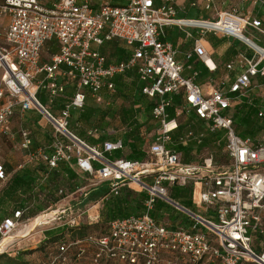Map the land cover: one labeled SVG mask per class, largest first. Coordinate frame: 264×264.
<instances>
[{
    "label": "built area",
    "instance_id": "1",
    "mask_svg": "<svg viewBox=\"0 0 264 264\" xmlns=\"http://www.w3.org/2000/svg\"><path fill=\"white\" fill-rule=\"evenodd\" d=\"M252 2L264 6V0ZM201 4L204 11L214 9V0H201ZM0 9L9 17L1 35L4 46H0V144L13 141L15 115L22 119L33 113L51 128L49 141L38 147L33 146L26 128L19 130L18 149L24 156L19 169L41 167V180L45 181L64 164L90 190L107 185L116 196L121 187L134 184L147 195L143 214L115 219L106 233L76 241L92 250L89 264H264V248L258 253L254 248L257 236L264 235V142L238 136L230 115L235 98L246 94L251 79L264 77V48L246 37L248 29L264 37L260 21L238 16L233 10L216 12L215 21L181 19L176 17V0H3ZM166 27L197 32L200 39L194 41L193 53L208 71H214L215 65L201 42L206 33L236 39L255 55L244 58L247 67L232 82L204 90L197 83V72L182 74L177 52L162 39ZM113 41L133 47L126 59L109 60L102 53L101 48ZM47 42H54L57 51L42 62L41 51ZM191 57V53L186 55L187 60ZM126 74H134L140 83V95L150 105L155 126L144 161L110 159L108 154L122 149L121 140L92 146L69 129L72 110H82L87 96L102 105V92L114 95V79ZM40 91L50 102L62 99L55 112L39 102ZM189 114L206 131L222 132V155L228 164L216 166L211 154L200 166L184 164L179 153L167 148L180 118ZM100 133L90 129L86 136ZM192 136L189 131L187 137ZM9 179L0 162V184ZM171 187H190L194 208L212 210L215 220L179 206L169 197ZM38 193L45 199L34 187L33 202ZM57 194L62 195V189ZM156 201L186 215L192 221L190 228L158 223L150 216ZM28 203L30 199L1 219V240L15 232L23 219L32 221L41 215L45 220L40 226L64 219L50 230L78 226L84 218L93 220L87 211L73 214L70 207L54 211L53 216L45 210L29 216ZM69 246L62 244L59 251L64 253ZM59 260L64 263L66 257Z\"/></svg>",
    "mask_w": 264,
    "mask_h": 264
},
{
    "label": "crops",
    "instance_id": "2",
    "mask_svg": "<svg viewBox=\"0 0 264 264\" xmlns=\"http://www.w3.org/2000/svg\"><path fill=\"white\" fill-rule=\"evenodd\" d=\"M197 1L198 0H176V17L181 18L180 15L186 14V12L188 11L186 10V8L190 7V8H195L198 11L199 17H201L202 15H207L210 19H212V21H214L216 19V12H225V11L233 10L239 16L248 15L253 19L260 21L261 26L264 29V6H262L260 3L255 4L252 2V0H214V9L213 11H210L211 12L210 13L209 11L208 12L204 11L202 4L199 5ZM193 3H195V6L192 5ZM181 19L203 20L199 18L198 19L181 18ZM207 21H211V20L207 19ZM188 32L191 33V36L188 35L190 34ZM246 33L248 34L249 36L248 38L251 41H253L260 48H264V37L262 35L250 29H248ZM204 38H206L207 41H205ZM162 39L170 43L172 48H174L175 51L177 52L176 60L184 68L182 74L184 76H189L191 74V71L197 72L198 73L197 83L200 84V86L204 90L208 89L210 85L216 88L219 87V84L221 82L224 83L232 82L239 74L245 71L247 66L243 61L244 58L250 59L255 55L254 51L250 47H248L247 45L243 44L242 42L236 39L223 37V36H216L213 35L212 33L203 35L201 42L205 45L206 50L210 55V59L215 65L214 71H208L207 68L193 53L194 41L200 39V36L197 34L196 31L190 29L181 30L178 29L177 27H166L164 28V35L162 36ZM113 42H115L116 44L118 41H113ZM120 44L122 45V43ZM105 46L101 48L102 53ZM120 48L115 47V51L123 52L125 54V59H126L128 56V52ZM44 50L47 52L48 57L50 58L51 55L56 53L57 48L54 42H47L44 45L41 51V61L47 62L49 58L47 61H43L42 59L43 57L42 54ZM188 53H191L192 56L189 60H187L186 58V55ZM229 64L231 65V68L227 69L226 66ZM41 77L42 76H39V78ZM131 78L133 79L131 80ZM114 83L116 87V93L114 95H109L106 92H102V93H105L109 97H115L116 95H118L119 97L121 93L125 95L132 94V96H134V94L135 95L137 94L139 98L143 97L140 95V83L138 82L134 74L117 76L114 79ZM263 84H264V77L258 76L256 78H252L251 87L247 90L244 96H239L238 98H235L230 110V114L233 119V124L236 134L240 137L243 138L248 137L253 140H257L259 142L260 141L264 142V89L262 88ZM124 88H126V91H124ZM176 99L177 98H175V100ZM107 104L108 103L106 102V105ZM97 106H101V105H97ZM144 111H146L145 114L143 113ZM95 112L96 114L97 113H99L100 115L103 114L102 108L95 110ZM118 113L120 114V123L124 125L123 130L125 129L123 131V134L116 137H112L104 134L100 130L101 131L100 135L93 137V139L91 140L92 144L91 143L89 144L92 146L93 145L99 146V144L105 140H121L122 149L120 151H115L111 154H108V157L110 159L123 158L131 161L146 160L147 157L144 151L146 150L148 144L151 143V141L153 140L154 127H155L150 118V105L147 104V106L143 107V105L142 106L140 104L136 105L135 103L131 102L128 108L119 107ZM259 113H262L263 115L259 117ZM29 114H32L36 117L35 124L38 125L41 129H44V127L47 126V124H45L42 120H40V118H38L37 115L33 113H28L27 114L28 117H30ZM144 115H147V117L143 118L142 120V117ZM73 117L74 116L72 115V118ZM107 117L108 116L104 118L105 121L107 120ZM16 118L17 116L15 115L12 119V125H11L12 129H13V123ZM42 122L44 123V125L42 124ZM184 125L187 126V129L194 128L196 132L193 131L192 129L183 132V130L185 129ZM189 131L193 132V136L190 138L187 137ZM48 134L49 136L46 137L47 142L49 141L51 131ZM200 134H203V137L202 138L199 137L198 139V136H200ZM214 134H216V132L210 134V132L206 131L204 124L196 120L192 114L184 115L180 118V125L178 129L176 130L175 133L171 135V141L167 144V148L179 153L181 156V160L184 164L200 166L202 164V159L204 158V156L206 157L209 154L212 155L218 149L219 144L214 141L215 138ZM95 141H98V143L93 144V142L95 143ZM33 146L38 147L35 142H33ZM203 151L204 153L203 156L201 157ZM219 151H221L222 153V147ZM34 167H38V166H33V167L24 166L23 168H21L22 170L19 169L20 172L15 170L9 172V170L5 166L7 172H9L10 175V179L7 183L10 182L13 176H18V175L20 176L22 173H28L31 175L33 182L30 184L31 188L32 186L33 188L36 187V189L43 187L44 188L43 191L50 189L51 187L48 186L49 183L47 182L49 179L45 181L41 180L40 173L33 170ZM6 191H7V187L0 193V201H3L5 199ZM171 191H172V187L170 188L169 193H171ZM15 192L16 195L22 194L21 193L22 189H16ZM139 192L135 190L132 187V185H130L129 187L128 186L121 187L116 196L110 193L109 197H110V201L112 200L111 202H113L114 200L120 201L121 210L125 208V210L123 209L124 212H127L130 216V214L134 215V213H132V210L129 207L135 205V202H137L138 200L137 196L139 195ZM107 198L108 197H105L103 199L101 198L94 201L95 205L93 204L92 207L94 212L91 216L93 220L90 221L86 220L87 225L91 226V225H96L98 223L101 224L103 221L108 222V220H105L106 215L104 214L105 212L103 211V203L107 202L106 201ZM20 202L22 204V202L24 201L20 199L16 203H20ZM15 206L13 205V209L7 211L5 214L3 215L0 214V221L2 218L6 216H10L11 213L17 208H19L21 205H19V207L16 206L17 208ZM123 210L121 212H123ZM196 212L206 219L215 220V214L212 210H207V211L196 210ZM113 213L115 215L118 214L116 212ZM151 213L155 215L154 219H156L158 223L173 228L180 227L187 230L190 228L192 224V221L186 215L180 213L179 211L173 209L172 207L164 204L161 201L155 202L154 208L151 210ZM43 238L45 239V236ZM261 238L262 239L260 240L259 244L260 247L262 246V244L264 247V243L262 242V240H264V236H262ZM23 242L24 241L16 242V246L20 247V244H23ZM51 245H54V243L50 244L48 242L46 248L43 250V254L37 251L39 246H29L23 250H30L32 251V254L29 256L34 257V255H36L37 257L40 258L36 260H32V258H29L31 260L30 261L31 264H48V262L51 259V255L55 253V251L50 250ZM14 247L15 246L11 248ZM88 259H89V255L87 257H84L82 261H74L71 264H89Z\"/></svg>",
    "mask_w": 264,
    "mask_h": 264
},
{
    "label": "rangeland",
    "instance_id": "3",
    "mask_svg": "<svg viewBox=\"0 0 264 264\" xmlns=\"http://www.w3.org/2000/svg\"><path fill=\"white\" fill-rule=\"evenodd\" d=\"M2 1L3 0H0V4H2ZM93 1L96 3L103 2V1H110L113 3L116 2V0H93ZM197 2L199 5L201 4V0H198ZM186 10H188L186 12V14L180 15L181 18H190V19H198L199 18V19H203V20L208 19V20L212 21V19H210L207 15H202L201 17H199L198 11L195 8L187 7ZM8 22H9L8 15L3 14L1 12V9H0V46H4V42H3L1 35H2V31L4 30V28H6ZM207 34H209V33H206L205 35H207ZM246 37L247 38L249 37L247 33H246ZM204 40L207 41L206 38H204ZM115 47H118V48L121 47L120 49H123L126 52H130L133 49V47L125 46L124 44L121 45L118 42L116 44H115V42L107 44L105 46V48L103 49V53L109 58V60H116L117 59L116 54H115ZM42 55H43V57H42L43 61H47L49 57H48V54L45 50H44ZM132 79L133 78H131V80ZM137 97H138L137 94L136 95L134 94V96H132V94L125 95L122 93L119 95V97H118V95H116L115 97H109L108 96V98H104V104L101 106H97L92 101V99L89 98V99H87L85 106H92L96 110L102 108L103 113L106 110H110V112L108 113L107 120L106 121L104 120V123H102V125L100 127L99 126H96V127L100 128V130L104 134L112 136V137H116V136L122 135L123 131L125 130V129L123 130L124 125L120 123V114L118 113L119 107L128 108L131 102L135 103L136 105L137 104H140L141 106L143 105V107H145V106H147V104H149L145 98H143V97L137 98ZM38 100L42 105L46 106L49 109L51 108L53 112H55V109L59 106V104L62 103L61 98L52 99L50 102V99L45 96L43 91H40V93L38 95ZM106 102L108 103L107 105H106ZM80 111L81 110H79V109L72 110V113H73L72 115L74 116L72 118L73 121H74V118H76L77 115L80 113ZM146 111H147V109H146ZM146 111H144L143 113L145 114ZM29 115H30V117H28V115L26 114L22 119H19V117L17 116V118L15 119V121L13 123V132H14L13 141L9 142V143L0 144V162L4 163V165L9 170V172H11L13 170L20 172L19 167L23 166V163H24L23 152L18 149V143H19L18 132L21 128H26L31 133V135L33 137V142H35L37 146H44L45 145V143L47 142L46 137L49 136L48 133L51 131V128L49 125L45 126L44 129H41L38 125L35 124L36 117L32 114H29ZM146 117H147V115H144L142 117V120H143V118H146ZM97 123H99V122L94 121V125H96ZM42 124L44 125L43 122H42ZM77 127L78 126H75V128H73V130L70 128V130L74 134H77V131H76ZM184 127H185V129L183 130V132H185L186 130H189V129H192L193 131L196 132V130L194 128L187 129L186 125H184ZM214 135L220 137L222 135V132H216V134H214ZM82 139H84L88 143V139H86L85 137ZM89 143L92 144V141L90 140ZM97 143H98V141H95V143L93 142V144H97ZM203 153H204V151L202 152L201 157L203 156ZM212 155H213L214 162L216 161L215 165H217V166L218 165H226L227 161L223 157V155H222L221 151H219V149H217ZM74 176H75L74 180L68 178L67 176H61L59 178H57L56 176H54L53 178L48 177V179H51L49 187H51V189H53L52 190V192H53L52 194L54 195L53 198L58 197L60 199L58 202L53 204L50 201L51 198H50V200L49 199H47V200L43 199L41 194L38 193L39 196L35 197L34 202L32 199H30V203H28V205H30L29 216H34L35 214L41 212V210L39 211L36 209V206L38 204H40L41 206L46 205V206H44L46 208L45 209L43 208L46 211L45 213H51L52 214L54 211L56 212V211L61 210L62 208L70 207L71 208L70 211H72L73 214H75L77 212L87 211L88 214L90 216H92V214L94 212L92 207H93V204L95 203L94 201H96V200H95V198L91 197L92 196L90 194L91 190L87 186V183L84 182L83 180H81L77 175L74 174ZM7 186H8L7 182L0 184V193ZM132 187L135 190H137L138 192L143 191V190H140V188L134 184L132 185ZM59 188L62 189V191H63L62 195L57 194V191ZM80 189H82V191L79 192ZM184 191L185 190H183V192ZM16 197H17L16 202H18L20 199L23 200L21 194L16 195ZM45 200H46V202H45ZM16 202L13 203L11 201H8L6 198L3 201H0V214L3 215L7 211L13 209V205L14 206L16 205L17 207H19V205H22L24 203V202H22V204H21V202L20 203H16ZM31 203H33V205ZM48 207H50V209L47 211ZM86 220L87 219L84 218L80 224L84 223L87 228H84L78 232L77 231H75L73 233L71 232L70 236L72 238H76V237L80 236L81 234H99L105 230V225H103V224H98V225L96 224V225H91V226L86 225L87 224ZM30 222H31V220L27 221L26 219H23L20 222V225L17 228V230L13 233L8 234L7 236H5V238L13 237L14 234L17 233V231L23 229L24 225H27ZM63 222H64V219H61L60 221H55V222L51 221L50 225L40 226V227L36 228L34 231H32L30 233V236H28L26 238L11 239L6 244L3 252L5 254L14 255L17 252H20L29 246H39V248L37 250L39 253L40 252L42 253L41 250L46 248V246H45L46 244H43V243H45V240L43 237L46 235V232L48 230H50L52 228V226L57 225V224H61ZM56 231L57 232L62 231V229H60V227H59V229L57 228L54 230V232H56ZM262 236H264V235H262ZM8 239H10V238H8ZM63 239H66V236H63ZM0 240H1V238H0ZM260 240L261 239L258 238L257 240L255 239V241H254L255 250H258L257 253L261 249L264 248L263 244L260 247V244H259ZM20 241H24V242H23V244H20V247H17L16 242H20ZM262 242L264 243V240H262ZM41 244H43V245H41ZM13 246H15V247L11 248ZM52 248L53 247H50V250H53ZM29 252H32V251H29ZM27 257L32 258V260L40 259L36 255H34V257H31V256H27Z\"/></svg>",
    "mask_w": 264,
    "mask_h": 264
},
{
    "label": "trees",
    "instance_id": "4",
    "mask_svg": "<svg viewBox=\"0 0 264 264\" xmlns=\"http://www.w3.org/2000/svg\"><path fill=\"white\" fill-rule=\"evenodd\" d=\"M115 54H116L117 60L125 59V54L123 52L115 51ZM124 91H126V88H124ZM66 94L70 95L71 91H67ZM102 96L104 98L108 97L105 93H102ZM89 98H90L89 96L86 97L85 104H86L87 99H89ZM174 102L179 103L178 99H176ZM95 110L96 109L92 106H85L84 105L82 110L80 111V113L77 115L76 118H74V121L73 120L70 121V125H69V129L71 128L72 130H73V128H75V126H78L79 128L77 127V130H76L77 134H75V135L79 139H82L85 137L86 139H88V143L90 140L93 139V137L87 138L86 132L90 129H99L100 130V128H98L96 126L100 127L102 125V123H104V118L106 116H108V113L110 112V110H106L104 113L102 112L103 113L102 115H100L99 113L96 114ZM94 121H96V122L98 121L99 123L94 125ZM210 134H212V133H210ZM214 141L219 144L218 149L220 150L221 147L223 146L222 135L220 137L215 136ZM255 141H257V140H255ZM135 161H137V160H135ZM226 161H227L226 164H228V160H226ZM215 163H216V161H215ZM218 166H220V165H218ZM36 169H38V170H36ZM33 170L37 171L41 175V172H42L41 167H34ZM54 176H56L57 178H59L61 176H67L68 178L73 179V180L75 178L73 172L70 171L64 165H60L59 168L56 171H54L49 178H51V177L53 178ZM47 182L50 185V182H51L50 179ZM31 183H33L32 178H31V175L28 173H22L20 176L19 175L13 176L11 178L10 182L8 183L7 191L5 192V196H6L5 198L8 201H11L13 203L16 202L17 197H16L15 191H16V189H22L21 195H22L23 201H25V200L27 201L29 199H32L31 196H34V194H32L33 186L31 188V186H30ZM43 189H44L43 187H40L38 189V192L44 194L46 200L47 199L50 200V198H51L50 201L53 204L59 201L60 198H58V197L53 198L54 197V195L52 194L53 189L50 188L48 190H45L46 192L43 191ZM183 190H185V191L183 192ZM90 194L92 195L91 196L92 198H95V200L108 197L106 199L107 202L103 203V211L105 212L104 214L106 215L105 220H108V222L103 221L101 223V224L105 225V230L102 233L92 234V235H100V234L106 233V231L108 229V224L111 221H113L115 219L125 218V217L129 216V214L127 212H124L125 208H123L124 210L122 209L123 212H121L122 210H121L120 201H118V200H114L113 202H111L112 200L110 201V197H109L110 196V189L108 188L107 185H101L98 188L91 190ZM190 196H191V188L190 187H184L182 189H180L178 187H176V188L172 187V191H171V193H169L170 199L175 201L177 204H179V206L191 211L192 213H194L200 217H203L196 212V210L192 204V201L190 199ZM137 198H138V200H137V202H135V205L129 207L132 210V213H134V215L143 214L144 203L147 200V195L144 191H142V192H139V195L137 196ZM154 205H155V202L153 204V208H154ZM44 206H46V205H44ZM44 206H41L40 204H38L36 206V209L39 211L40 210L43 211L46 208ZM128 206H129V204H128ZM106 208H107V210H106ZM115 209H116V211H115ZM113 212H116L118 214L115 215ZM150 216L155 218V215L151 212H150ZM98 224H100V223H98ZM84 228H87V227L85 226L84 223H82V224H79L78 226H73V227H69V226L60 227V229H62V231H58V232L57 231L54 232L55 229L48 230L46 232L45 239H44L45 244L47 245L48 242L50 244L54 243V245H51V247H53L54 249L53 248L52 249H53V251H55V253L51 255V259L48 262V264H71L74 261H82V259L84 257H87L88 255H89V259H88V262H89L90 258H91L92 250L90 248H88L85 244H78V243H76V241L83 240L85 237H87L88 235H91V234H81L80 236H78L76 238H72L70 236L71 232L72 233L75 231L78 232ZM63 236H66V239H63ZM261 237L262 236H257L256 239H258V238L262 239ZM62 244L70 245L64 253H61L59 251V247ZM43 250H41L42 253H43ZM29 251L30 250H22L20 252H17L14 255L5 254L4 252H2V253H0V264H31V262H30L31 260L27 257V256L32 254V252H29ZM62 255L64 257H66V261L64 263H61L59 260V258ZM104 264H119V263L106 262Z\"/></svg>",
    "mask_w": 264,
    "mask_h": 264
},
{
    "label": "bare ground",
    "instance_id": "5",
    "mask_svg": "<svg viewBox=\"0 0 264 264\" xmlns=\"http://www.w3.org/2000/svg\"><path fill=\"white\" fill-rule=\"evenodd\" d=\"M205 26H208L205 24ZM210 26V25H209ZM241 40L245 43H248L252 48L257 50L258 52H261L258 48H256L248 39L241 37ZM262 56L264 57V53L261 52ZM209 66H212V64L208 61ZM52 215V214H50ZM49 216V213H48ZM45 220V215H41L38 218L33 219L29 224L24 225L23 229L17 231V233L14 234L13 237H8V238H3L0 240V253L4 251V248L6 244L11 240V239H21V238H26L30 235L32 231H34L36 228L40 227V224Z\"/></svg>",
    "mask_w": 264,
    "mask_h": 264
},
{
    "label": "water",
    "instance_id": "6",
    "mask_svg": "<svg viewBox=\"0 0 264 264\" xmlns=\"http://www.w3.org/2000/svg\"><path fill=\"white\" fill-rule=\"evenodd\" d=\"M252 43V42H251ZM253 44V43H252ZM254 45V44H253ZM255 46V45H254Z\"/></svg>",
    "mask_w": 264,
    "mask_h": 264
}]
</instances>
